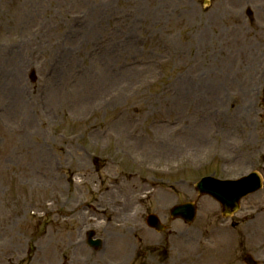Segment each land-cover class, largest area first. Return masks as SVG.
I'll return each mask as SVG.
<instances>
[{
    "label": "rangeland",
    "instance_id": "obj_1",
    "mask_svg": "<svg viewBox=\"0 0 264 264\" xmlns=\"http://www.w3.org/2000/svg\"><path fill=\"white\" fill-rule=\"evenodd\" d=\"M224 1L0 0V264L14 256L15 264H60L67 242L50 261L55 253L41 252L43 241L26 240L48 229L50 219H36L39 201L62 188L70 205H109L106 173L151 176L148 165L174 169L157 177L167 196L155 189L144 205H127L129 215L118 213L119 223L139 228L136 239L97 221V236L122 239H106L103 263L237 264L230 237L199 235L215 226L220 207L192 191L207 175L257 171L264 181V0L252 7L253 21L244 9L235 18L239 9ZM201 126L212 142H194ZM164 140L177 152L161 148ZM106 156L113 163L105 170ZM128 188L140 192L137 183ZM188 201L198 202L196 222L172 221L171 207ZM242 205L236 219L257 211L259 233L264 190ZM150 212L170 230L148 231ZM258 236L247 245L264 243ZM86 251L72 264L93 257ZM263 251L253 252L258 264Z\"/></svg>",
    "mask_w": 264,
    "mask_h": 264
},
{
    "label": "bare ground",
    "instance_id": "obj_2",
    "mask_svg": "<svg viewBox=\"0 0 264 264\" xmlns=\"http://www.w3.org/2000/svg\"><path fill=\"white\" fill-rule=\"evenodd\" d=\"M211 140V139H210ZM210 140H208V138H206V134H205V130H204V128H203V126H201V128H200V131H199V135H198V138H197V142L194 140V142L195 143H199V142H202V143H210ZM161 142H163V145L161 146V148H165L166 150H168V151H175V152H177V148H178V146H173V147H170L171 146V144H168L167 142H166V140H164V141H161ZM211 142H212V140H211ZM180 143H184V141L183 142H180ZM180 146V145H179ZM196 147H198L197 145H196ZM197 149H199V147L197 148ZM150 152H151V150H150ZM167 152V151H166ZM49 177V176H48ZM47 178V177H46ZM52 178V176H50L49 177V179H51ZM126 213V210H124V214ZM260 216V215H259ZM259 216H258V218H257V220H259ZM256 220V221H257ZM262 220H264V216H263V218H262ZM255 221V222H256ZM258 222V221H257ZM256 222V223H257ZM261 231L262 232H264V227H262V229H261ZM72 235H73V233H72ZM79 250L80 249H82V246L81 247H79L78 248Z\"/></svg>",
    "mask_w": 264,
    "mask_h": 264
}]
</instances>
